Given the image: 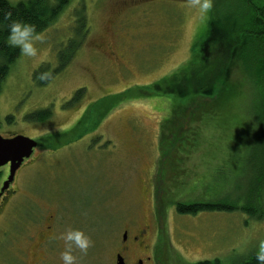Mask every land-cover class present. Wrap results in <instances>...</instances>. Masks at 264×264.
Returning <instances> with one entry per match:
<instances>
[{
	"label": "rangeland",
	"instance_id": "1",
	"mask_svg": "<svg viewBox=\"0 0 264 264\" xmlns=\"http://www.w3.org/2000/svg\"><path fill=\"white\" fill-rule=\"evenodd\" d=\"M83 14L89 33L82 49L45 85L37 73L46 66L44 72H54L59 55L81 41ZM195 17L189 0H71L40 33L41 56H19L0 93V135H23L39 146L13 184L14 206L0 217V264H14L11 233L21 228L15 226L41 211L29 227L35 237L47 216L56 214L58 223L65 219L55 224L51 264H61L59 236L69 227L94 241L87 254L74 252L79 264H116L125 230L134 235L138 226H147L153 264H236L255 255L264 219L241 209L187 215L174 206L211 201L224 187L242 196L256 185L263 162L256 155L262 144L251 140L259 64L253 59L247 67L242 47L222 63L230 88L221 96L180 100L150 90L202 54L210 13L203 21ZM80 89L85 97L69 105ZM179 107L184 113L177 119ZM91 108L109 114L99 126L90 118L81 128L85 138L78 140L77 124L92 116ZM43 109L52 110V119L26 121L27 114ZM10 116L15 119L9 125Z\"/></svg>",
	"mask_w": 264,
	"mask_h": 264
},
{
	"label": "trees",
	"instance_id": "2",
	"mask_svg": "<svg viewBox=\"0 0 264 264\" xmlns=\"http://www.w3.org/2000/svg\"><path fill=\"white\" fill-rule=\"evenodd\" d=\"M70 2L71 0H27L26 2L12 5L8 0H0V93L12 66L21 55L19 49L10 47L7 43L8 26L13 20L19 19L35 24L37 32L40 34L48 30L61 17V14L69 7ZM8 13H11V17L10 19H5ZM80 18L81 30H84L83 34L80 33V37H82L81 41L71 43L69 47H66L68 51L59 55L60 65L58 66L59 68L57 67L54 70L53 77L57 73L63 72V69L73 61L75 55L82 49L81 47L87 39L86 36L89 33L87 16L83 14ZM208 21L209 33L206 39L202 41V49L199 52L202 54L198 55L195 60L187 63L173 77H166L160 84L152 85L150 90H154L156 93L175 95L180 100L196 98L197 96L204 99H213L221 96L223 95V90L228 91L230 88V86H227L228 80L224 76L226 64L223 67L222 63L227 60L228 54L232 56L235 53L236 55V49L242 47L243 52H245V65L250 67L253 59L255 66L259 64L257 68L259 77L254 84L257 98L253 102L255 108L252 114L254 123L252 129L254 132L251 135V140L254 141V145L255 142L262 144L261 152L258 150L256 153V155L261 154L259 160L263 161L262 170L257 171L256 185L252 186V188L250 187L242 196H232L226 192V187H224L221 192L224 194L212 198L211 201L179 202L175 203L174 206L177 213L187 215H197L201 212L212 211L231 212L241 209L249 213L253 219L262 220L264 219L263 208L260 207L258 209L254 208V206L264 205V0H214L213 9L210 12ZM238 34L241 35V38ZM233 50L235 51L233 52ZM252 66L253 73H255L256 67ZM45 69L48 70L49 67H42L39 73L44 72ZM52 78L42 83L48 85ZM84 94V89L78 90L68 104L73 105L75 102H80L85 97ZM92 110L96 112L97 109H89L88 112H91L92 116L88 115L86 120L85 115L77 124L78 140L85 138V134H83L81 128L85 126L90 118H96L98 124L109 114L107 110H104L106 114L104 116L102 110L99 108L97 110V113L99 112L98 116H94L93 113L95 112ZM174 112L177 119L180 114L184 113L180 107L179 109L175 108ZM25 117L27 122L37 124L52 119L53 115L51 109H43L33 111ZM14 119L15 117L13 116L8 118L9 125L14 122ZM177 122L178 120L172 121L171 125L175 126ZM71 133L74 132L71 130L69 135ZM59 137L63 139L62 136ZM51 138L55 139L56 137ZM238 158L240 157L238 156L236 160ZM2 174L0 173V180L3 177ZM225 182L226 178L224 177L220 183L224 185ZM196 264L222 263L214 260V262L203 261ZM236 264H257V261L255 255H252L247 260Z\"/></svg>",
	"mask_w": 264,
	"mask_h": 264
},
{
	"label": "flooded vegetation",
	"instance_id": "3",
	"mask_svg": "<svg viewBox=\"0 0 264 264\" xmlns=\"http://www.w3.org/2000/svg\"><path fill=\"white\" fill-rule=\"evenodd\" d=\"M98 140L99 139H93V142L95 143ZM37 149L38 148H35L34 153ZM34 153L29 159H24L22 166L16 171L12 184L3 192H1L4 185L3 183L8 179L10 175V164L0 169V172L2 169H7L8 172V174L5 177L3 176L0 180V217L3 216L8 208L10 210L11 207L14 206L13 200L17 190L14 189L13 184L17 182L20 171L23 169V166H25L26 163L31 161ZM55 211V213L58 212V210ZM33 215L31 219H27L26 224L16 225L15 227L21 228H16L13 233H11V246L14 252L12 255L13 259H11V261H14V264H51V260L49 259V252L51 250H49V245L54 236L56 227L55 224L61 223L60 221H63L62 223H65L64 215L63 220H59V223L57 222L56 214L47 216L41 226L42 229L36 237L31 234L29 227L36 226L34 224L37 220L41 219L42 211L38 217L37 215H34L33 217ZM0 229L2 228L0 227ZM146 229L147 226H138L134 231V235H130V233L125 230L124 239L121 240L118 251L116 252L117 258L121 256L124 260V264H153L151 260L153 243H151V238L148 236V232ZM4 235H7L6 231L4 232L3 236ZM37 241L38 244L36 243ZM35 243L37 244V246ZM56 248H58L57 245Z\"/></svg>",
	"mask_w": 264,
	"mask_h": 264
},
{
	"label": "clouds",
	"instance_id": "4",
	"mask_svg": "<svg viewBox=\"0 0 264 264\" xmlns=\"http://www.w3.org/2000/svg\"><path fill=\"white\" fill-rule=\"evenodd\" d=\"M214 0H189V6L196 9L195 19L203 21L213 9ZM11 13L5 16L10 19ZM7 43L10 47L19 49L21 55L26 58H39L42 49L39 48L38 42L43 41V36L37 32V26L23 20H13L8 26ZM53 77V71L39 73L37 79L47 81ZM59 239L63 240V250L60 252L61 264H79L76 250L80 253L87 254L88 250L94 246L91 236L81 229L69 227L60 234ZM257 264H264V239L260 240L255 253Z\"/></svg>",
	"mask_w": 264,
	"mask_h": 264
},
{
	"label": "water",
	"instance_id": "5",
	"mask_svg": "<svg viewBox=\"0 0 264 264\" xmlns=\"http://www.w3.org/2000/svg\"><path fill=\"white\" fill-rule=\"evenodd\" d=\"M38 146L36 139L25 136H13L4 138L0 135V169L10 164V175L3 183L1 192L5 191L12 184L16 171L22 166L24 159H29L35 148ZM117 264H124L121 256L117 258Z\"/></svg>",
	"mask_w": 264,
	"mask_h": 264
}]
</instances>
